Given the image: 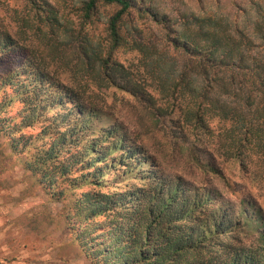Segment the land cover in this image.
I'll return each instance as SVG.
<instances>
[{"label":"trees","instance_id":"trees-1","mask_svg":"<svg viewBox=\"0 0 264 264\" xmlns=\"http://www.w3.org/2000/svg\"><path fill=\"white\" fill-rule=\"evenodd\" d=\"M22 1L18 31L0 24V163L63 203L91 263L264 264V206L209 182L230 164L264 184V0ZM110 89L181 138L203 185L145 153Z\"/></svg>","mask_w":264,"mask_h":264},{"label":"rangeland","instance_id":"rangeland-1","mask_svg":"<svg viewBox=\"0 0 264 264\" xmlns=\"http://www.w3.org/2000/svg\"><path fill=\"white\" fill-rule=\"evenodd\" d=\"M25 6L22 0H0V24L16 33L19 29L17 13ZM70 13L75 19L73 12ZM33 44L37 45L35 41ZM119 58L129 61L134 56L120 53ZM103 102L117 109V115L128 123L130 132L142 134L143 147L148 150L145 153L149 157L153 153L158 155L162 161L160 168L166 174L183 176L199 186L205 183L202 174L192 170L191 156L181 138L178 135L170 138L166 136L168 133L158 131L130 95L116 89L102 91L100 103ZM141 159L146 161L148 157ZM7 166L8 169H2ZM13 166L9 165V160L0 163V264H92L62 222L63 203L53 201L43 185L28 176L21 165ZM224 168L223 177L213 176L209 181L223 194L224 202L229 201L234 210L244 199H256L264 206V184L248 179L235 165L225 164ZM77 169L75 167V171Z\"/></svg>","mask_w":264,"mask_h":264}]
</instances>
